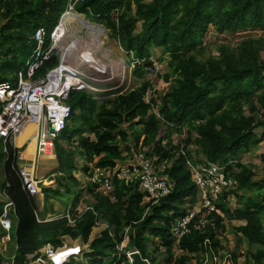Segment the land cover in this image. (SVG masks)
Returning <instances> with one entry per match:
<instances>
[{"label":"trees","instance_id":"obj_1","mask_svg":"<svg viewBox=\"0 0 264 264\" xmlns=\"http://www.w3.org/2000/svg\"><path fill=\"white\" fill-rule=\"evenodd\" d=\"M67 1L0 0V84L16 82L35 47V32L45 29L48 42ZM76 11L103 26L127 55L143 61L134 69L138 78L152 67V48L168 56L169 72L162 76L168 89L159 101L149 102L145 95L150 82L102 103L86 92H72L68 101L72 115L55 149L61 177L80 186L73 175L77 170L76 156L103 168L132 163L140 143L134 128L139 125L143 127L141 146L147 149L148 156L174 161L163 174L171 193L156 205L145 204L135 187L121 183H115L110 196L90 189L89 207L107 224L112 236L105 230L90 241L91 253L85 256L88 264H130L127 253L133 249L149 264H159L157 258H150L146 244L149 239L161 241L164 264H191L200 254L216 257L222 250L219 233L225 230V215L244 222L235 233L249 247L250 261L264 264V196L260 194L264 181H254L252 167L237 161L240 153L264 140V0H85L76 6ZM211 27L219 35L242 34L244 38L236 47L204 45ZM210 47L216 55L204 58ZM56 63V58H51L35 73V79ZM154 106L158 107L157 114L152 112ZM174 134L183 136L177 144L171 139ZM181 148L195 149L203 156L201 162L222 165L231 160L227 175L237 182L238 201L219 202V213L211 214L210 224L201 231L191 228L189 235L176 241L171 229L183 215L180 207L186 200L192 206L197 190L185 159L178 154ZM126 153L132 157L127 158ZM261 160L264 163V156ZM82 169L87 171L86 167ZM0 189H5L13 203V264H28V256L37 254L47 243L60 246L63 236L88 244L95 225L91 211L75 215L72 227L65 219L38 222L33 198L22 189L17 175L13 150L9 148L4 153L1 140ZM197 221L198 218L192 225ZM126 230L130 231L128 242L119 251ZM205 242L208 243L204 245ZM253 247L258 248L251 251ZM154 250L159 252V248Z\"/></svg>","mask_w":264,"mask_h":264},{"label":"built area","instance_id":"obj_2","mask_svg":"<svg viewBox=\"0 0 264 264\" xmlns=\"http://www.w3.org/2000/svg\"><path fill=\"white\" fill-rule=\"evenodd\" d=\"M84 1H67L58 24L48 36V42L45 29H38L34 34L35 47L23 69L18 73L16 82L0 84V140L3 142L4 153H8L9 148L13 150L22 189L33 199L40 195V185L52 189V181L41 182L36 179V161L55 157L56 141L72 115L68 103L71 93L86 92L90 95L100 93L98 85L102 84L100 78L103 74L100 72L91 46H83L84 40L79 35H70L76 28L75 25L83 22L82 15L76 11V6ZM86 54L93 56L95 61L86 64L84 61ZM53 57L57 60L56 65L43 76L35 79V73ZM178 154L185 159V167L197 189V198L196 203L177 218L171 229L172 238L176 241L189 235L191 228L201 231L210 224L211 214L219 213L216 206L219 202L234 204L238 201L235 195L237 182L227 175V168L232 163L221 165L197 162L198 159H193L195 157L193 152L184 148H181ZM82 163L87 168L85 173L88 176H84L85 182L94 192L105 196L113 193L115 183L135 187L143 195L145 204L156 205L171 193V186L163 175L166 169L163 168L162 163H169L166 159L146 157L138 153L132 163L116 165L114 168L93 166L84 161ZM58 176L62 175L58 173ZM51 177L54 178L53 175ZM7 188L9 184L6 183L5 189ZM5 189H0V196L5 200L0 224L7 232L5 240L10 242L13 231L11 218L13 203ZM86 211H91L95 215L94 226L98 227L99 234L108 230L109 235L112 236L107 224L100 221L92 207H87L78 213L82 216ZM196 218L198 221L192 225ZM60 219H65L71 227L76 222L70 211H67L62 218L52 221ZM125 240L128 241L126 234ZM207 243L205 242L204 245ZM66 248H69L68 252L74 253L59 254L60 250ZM118 250L122 251L120 248ZM89 251V246L87 251L80 244L75 247L63 245L62 249L48 246L45 250L48 255H42L47 257L48 264H71V262L75 264L79 261V264H84L85 256ZM34 255L38 256V252ZM41 260L37 259L38 263H41ZM213 260L214 264H226L217 257Z\"/></svg>","mask_w":264,"mask_h":264},{"label":"rangeland","instance_id":"obj_3","mask_svg":"<svg viewBox=\"0 0 264 264\" xmlns=\"http://www.w3.org/2000/svg\"><path fill=\"white\" fill-rule=\"evenodd\" d=\"M149 1L150 0H146V3ZM82 17H83V22L77 23V25H75L76 28L72 31V33H70V35L71 36L79 35L80 37H82L84 40L83 46H89L91 44V41L95 40V37L99 35L98 39L101 42V44L98 46V49H96L95 51L92 47V52L95 55L96 60L99 61L100 64L107 66L109 68V73L103 74V76H101L100 80L102 84L98 85V90L100 91V93H93L92 97L98 103H102L107 99H114L118 95L126 94L133 90H136L138 87L141 86L143 82H150L151 86L147 94L145 95V100L147 102H149L151 99H155L159 101L161 95L168 89V86L165 85L164 81L162 80V76H164L169 72L168 56L162 55V52L159 49L152 48L149 51V60L153 63L152 67L151 69L149 68L147 69V74L143 78H138L133 74L134 69L136 66L142 65L143 61L135 59L133 54L127 55V53H125L123 49L120 48L118 42L112 41L109 38V33L107 30L104 29L103 26L92 20L87 19L83 15ZM139 27L140 24H138V29ZM71 36L67 39V41L71 38ZM243 38L244 35L242 34H238L235 36H231L227 34L219 35L216 32L215 28L211 27L204 40V45L212 46L215 44H229L233 47H236ZM209 49L210 51H205L203 56L204 58H207L209 55L212 54L216 55V52L212 47H210ZM118 64H121L119 68H118ZM152 112L157 114L158 107L154 106ZM134 131L136 135L140 136V143L138 144L136 155L138 153H141L143 156L145 155L146 157H148L146 148H143L141 146V141L143 140V135H142L143 127L139 125L134 128ZM257 136L259 138L262 137V131L257 132ZM58 139L57 141H59ZM171 139L175 144H177L183 139V136L174 134L171 136ZM76 143H77V139H74L73 144ZM164 143H166V141ZM56 144H55V149H56ZM66 145L67 144L63 143V147L69 149V147ZM119 146L120 148H122L123 144H120ZM75 148H77V145H75ZM189 150L193 152L194 154L193 157L195 156L193 159L194 160L198 159L197 162H201L200 159H202L203 156L200 155V153L196 154L195 149L193 150L189 149ZM124 155H126L127 158L129 159L132 157L130 153L129 154L126 153ZM262 156H264V140L258 143L257 146L251 148L249 151L240 153L238 157L239 159L237 160L240 161L241 163H244L252 167V170L255 173L254 181L256 182L264 181V163L261 160ZM135 157L132 158L133 161H135ZM82 162L83 160L80 159V157L76 156L77 170L74 171L73 175L80 185V186L78 185L76 186L69 180L63 179V177L58 176L59 169H58V162L56 159L44 158V159H38L36 161V171H35L36 179L41 182L44 180L53 182L52 190L46 189L42 185H40L42 197L38 196L33 199L34 204L37 208L42 207L43 215H40V218H43L46 215L62 216L66 213V211L71 209L73 211L72 214H75V211L80 212L90 206L89 205L90 197H91L90 191L92 189L91 186L87 182H85L84 176H88V175L85 173L86 171L84 172L82 169L84 168L83 166L84 163ZM173 162H174L173 160H170L169 163H162L163 168L166 170L170 169L173 165ZM231 163L232 161L230 160L228 161L227 164H231ZM51 175H53L54 178H52ZM260 194L264 196V191H261ZM247 195L249 196L250 194ZM196 198H197V190H196ZM0 204L2 205V211H3L5 209V200L1 196H0ZM190 208H191V204L188 200H186V202L180 207V213L181 214L185 213ZM53 218L54 217L50 219ZM224 220H225L224 221L225 230L220 231L219 233L220 246L222 250L219 252V255L216 257L221 260H224L226 264H246V263L253 264L252 261H250L251 260L250 257H248L250 255L249 247L246 245V243L243 242L241 236L236 235L235 233L237 227L244 225V222L234 219H229L227 215L224 216ZM263 221H264V217H263ZM99 233L100 231L98 227L94 226L92 228L90 240L86 245H84V243L81 244V241L79 239L72 240L69 236L61 237L59 239L61 244L60 246L57 247L53 246L50 243L44 244L38 249L37 251L38 256L33 255L28 258L29 264H48L47 257L45 255H42V254L48 255L47 252H45L48 246L51 248L53 247L54 249H60V248L62 249L63 245L66 247H75L78 244H80L83 249H86L88 251V246L90 241L97 238ZM129 233L130 231L126 230L125 232L126 237L129 236ZM147 234L148 232L146 233V235ZM6 235L7 232L3 230L0 224V258H1L0 264H11L12 262V255H13L12 249H14V246L12 244V241L9 240L10 242H7V240H5ZM127 242L128 241L125 240L118 247V249L120 248L121 250H123ZM146 244L149 249L150 258L155 257L158 259L159 264H164L166 256L164 252V247L161 246V241L159 239H154V240L149 239ZM155 248H159L158 253L155 252L154 250ZM256 248L258 247H253L251 251L255 250ZM68 250L69 248L60 250L59 254L65 253L71 255L72 253L68 252ZM90 252L91 250L89 251V253ZM115 255L116 254H114L113 257H115ZM175 255H180V253L175 252ZM37 259H42L41 263H38ZM86 259L84 264L86 263L88 264V261ZM246 259L247 261H245ZM200 260L203 261L201 262ZM206 262H207V258H205L203 255L200 254L198 257L193 258L191 264H206ZM73 263L74 262H71V264ZM79 263L80 261L76 262L75 264H79Z\"/></svg>","mask_w":264,"mask_h":264},{"label":"crops","instance_id":"obj_4","mask_svg":"<svg viewBox=\"0 0 264 264\" xmlns=\"http://www.w3.org/2000/svg\"><path fill=\"white\" fill-rule=\"evenodd\" d=\"M99 37H95V41L94 42H91V44L89 45V46H91V48L93 47V49H94V51L96 50V49H98V44H99V39H98ZM87 47V46H86ZM54 159H56V156L54 157ZM52 190V189H51ZM38 196H40V197H42V193H40V195H38ZM37 196V197H38ZM73 207V206H72ZM71 207V208H72ZM36 209H37V213H36V217H37V220H38V222H42V223H46V222H51L52 220H54V219H56V218H62L64 215H46L45 217H43V218H40V215H43L42 213H43V210H42V207L41 208H37L36 207ZM68 211H70L71 212V215L74 217L75 215H77V216H80L79 215V213L77 212V211H75V214H72V209L71 210H68ZM67 212V211H66ZM52 217H54L53 219H50V218H52ZM78 218V217H77ZM243 226V225H242ZM80 240V239H79ZM81 241V240H80ZM71 250V249H70ZM70 253H74L73 251H71Z\"/></svg>","mask_w":264,"mask_h":264},{"label":"water","instance_id":"obj_5","mask_svg":"<svg viewBox=\"0 0 264 264\" xmlns=\"http://www.w3.org/2000/svg\"><path fill=\"white\" fill-rule=\"evenodd\" d=\"M130 264H149L147 261H144L137 250L133 249L130 253L127 254ZM214 257L211 253L207 254L206 264H214Z\"/></svg>","mask_w":264,"mask_h":264},{"label":"bare ground","instance_id":"obj_6","mask_svg":"<svg viewBox=\"0 0 264 264\" xmlns=\"http://www.w3.org/2000/svg\"><path fill=\"white\" fill-rule=\"evenodd\" d=\"M97 37H99V35H97ZM89 41V40H88ZM95 40H92L91 42H94ZM84 42V41H83ZM87 43V42H86ZM101 44V42H99V44L97 45V46H99ZM84 58H85V63L87 64V63H93L95 60H94V58H93V56H91V55H89V54H86L85 56H84ZM97 63H98V65H99V67H100V72H101V74H107V73H109V68L107 67V66H104V65H102V64H100L99 63V61H97ZM120 65L121 64H118V68L120 67ZM101 79V78H100ZM48 159H54L53 157H49ZM99 218V217H98Z\"/></svg>","mask_w":264,"mask_h":264},{"label":"clouds","instance_id":"obj_7","mask_svg":"<svg viewBox=\"0 0 264 264\" xmlns=\"http://www.w3.org/2000/svg\"><path fill=\"white\" fill-rule=\"evenodd\" d=\"M138 252V251H137ZM139 253V252H138ZM214 257V256H213Z\"/></svg>","mask_w":264,"mask_h":264}]
</instances>
